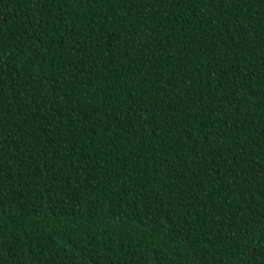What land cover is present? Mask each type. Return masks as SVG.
Returning a JSON list of instances; mask_svg holds the SVG:
<instances>
[{
    "label": "trees",
    "instance_id": "1",
    "mask_svg": "<svg viewBox=\"0 0 264 264\" xmlns=\"http://www.w3.org/2000/svg\"><path fill=\"white\" fill-rule=\"evenodd\" d=\"M0 264H264V0H0Z\"/></svg>",
    "mask_w": 264,
    "mask_h": 264
}]
</instances>
